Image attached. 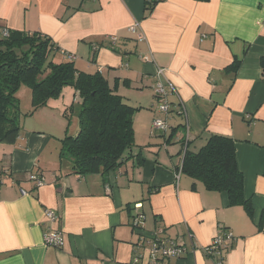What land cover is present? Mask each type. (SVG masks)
I'll use <instances>...</instances> for the list:
<instances>
[{
	"label": "crops",
	"instance_id": "obj_1",
	"mask_svg": "<svg viewBox=\"0 0 264 264\" xmlns=\"http://www.w3.org/2000/svg\"><path fill=\"white\" fill-rule=\"evenodd\" d=\"M145 4L0 0V25L50 35L80 69L99 70L112 84L120 80L118 93L139 108L136 144L108 177L78 175L60 161L61 139L76 134L79 124L47 123L51 114L66 115L71 87L23 116L17 141L0 142V264H134L136 255L138 264H147L149 253L133 226L139 213L145 231L162 227L187 243L185 257L161 264H264V0H161L149 13ZM136 23L140 41L129 30ZM236 58L242 61L233 70ZM158 68L174 108L171 129L152 133ZM24 94L32 108L29 89L20 90V104ZM213 133L235 140L253 216L231 206L226 192L178 175L186 148L198 151ZM46 209L56 212L55 220ZM222 230L232 233V246L221 256L206 255ZM50 231L62 233V246L46 244Z\"/></svg>",
	"mask_w": 264,
	"mask_h": 264
},
{
	"label": "trees",
	"instance_id": "obj_2",
	"mask_svg": "<svg viewBox=\"0 0 264 264\" xmlns=\"http://www.w3.org/2000/svg\"><path fill=\"white\" fill-rule=\"evenodd\" d=\"M159 1L146 0V12ZM5 27L0 25V30ZM110 40L116 48L117 37ZM138 40L142 39L138 36ZM241 61L236 58L229 68L237 70ZM119 81L112 84L99 70L89 72L80 69L74 58H63L50 35L8 28L7 34L0 33V142L15 143L23 116L48 106L71 87L79 105V130L61 139L60 161L69 162L75 174L101 173L108 177L123 165L136 144L134 115L139 108L118 93ZM124 83L129 84V79ZM24 86L31 92L32 108L28 111H22L20 104L19 93ZM75 101L67 110H74ZM182 173L200 180L210 191L226 192L231 206H244L253 216L254 206L245 196L244 174L237 164L233 137L213 133L198 151L186 148ZM232 244L223 246L222 253ZM205 254L211 256L208 251Z\"/></svg>",
	"mask_w": 264,
	"mask_h": 264
},
{
	"label": "built area",
	"instance_id": "obj_3",
	"mask_svg": "<svg viewBox=\"0 0 264 264\" xmlns=\"http://www.w3.org/2000/svg\"><path fill=\"white\" fill-rule=\"evenodd\" d=\"M8 28H2L0 33L7 34ZM129 30L132 33H139L140 39H143L144 36L140 32L139 23H136L129 27ZM66 58L72 59L74 55L68 52H64ZM157 76L159 78L157 84L155 85L156 96L159 100L158 102V111L159 115L155 117L152 125V133L156 130L167 131L171 129L169 124V114L172 112L174 106L169 101V89L167 82L163 81L164 69L158 68ZM189 139V130L187 134V140ZM187 145V143H186ZM182 172V162L179 166L178 175ZM37 185H44V180L42 178L37 179ZM46 217L51 220L56 219V212L51 209H46ZM144 215L139 213L133 221L134 229L138 231V234L141 236L144 247L147 248L149 253V262L147 264H161L162 261L166 259H180L185 257L188 254V246L183 237H172L166 234V230L162 227L156 228L151 232H147L144 229ZM187 236L191 239L192 245L195 248L194 238L192 232L188 231ZM234 240V237L231 232L226 231L218 233V235L212 240L211 244L204 248V252L208 251L210 255L221 256V248L228 244H231ZM45 241L48 245L62 246L63 238L60 231H50L45 234ZM141 255H136L133 258V263L138 264L140 262Z\"/></svg>",
	"mask_w": 264,
	"mask_h": 264
},
{
	"label": "rangeland",
	"instance_id": "obj_4",
	"mask_svg": "<svg viewBox=\"0 0 264 264\" xmlns=\"http://www.w3.org/2000/svg\"><path fill=\"white\" fill-rule=\"evenodd\" d=\"M23 88H24V91L29 89L26 86H24ZM65 92H66V90L64 91V94H65ZM69 95H71L70 98H69ZM22 96H23L22 97L23 101H22V104H21V109L24 108L23 110L26 111L27 109L31 108V105H30V102H29V104H27L28 98L26 99L25 94L22 95ZM66 98L70 99V102H69L70 104H73V102L75 101L74 96L72 94V91H69V94H68V96ZM67 113L69 114V116H66L65 113L64 114L58 113L57 115H52L51 114V121L49 123H47V124L48 125H53V124L57 123L58 121L63 120L65 122L66 126L70 125V123H71V128L75 129L74 126H76L78 124V113H79V105H78V103L76 101L74 103V110H68ZM63 163H64V165L68 164V162L66 160H64Z\"/></svg>",
	"mask_w": 264,
	"mask_h": 264
}]
</instances>
